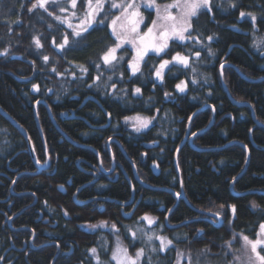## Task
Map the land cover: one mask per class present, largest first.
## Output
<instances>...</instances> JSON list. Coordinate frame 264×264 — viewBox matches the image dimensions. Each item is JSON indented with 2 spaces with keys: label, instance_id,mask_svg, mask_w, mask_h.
I'll list each match as a JSON object with an SVG mask.
<instances>
[{
  "label": "trees",
  "instance_id": "1",
  "mask_svg": "<svg viewBox=\"0 0 264 264\" xmlns=\"http://www.w3.org/2000/svg\"><path fill=\"white\" fill-rule=\"evenodd\" d=\"M67 1L49 0L46 7L53 12L49 16L39 7L28 11L35 0H0V53H7L0 55V107L25 129L38 161H45L47 151L58 156L53 175H34L30 171L34 161L27 141L0 114V209L8 207L9 219L17 215L9 222L0 213V264H97L96 256L90 252L92 248L97 249L100 264H115L111 255L117 237L132 255L141 247L145 249L141 264H148V257L151 264H176L178 253H188L194 260L199 258V264H225L224 260L232 253L227 242L231 241L235 250L239 236L255 239L264 223V79H260L264 77V43H261L264 0H211L210 12L202 9L192 18V39L172 41L163 53L148 54L135 75L128 67L131 54L128 47L117 52V57L123 59L113 65L102 60L105 51L115 43L108 19L100 23L102 16H97L91 28L77 37L71 35L73 29L67 24L54 18L60 16L73 25L79 23L85 0H77L75 16L79 17L75 19L71 16L74 9ZM168 1L171 0L157 3ZM61 6L66 11H59ZM143 11L145 29L153 11ZM242 11L246 13L244 17L240 16ZM247 13L256 16L255 23ZM64 35H68L69 43L60 49L58 45ZM37 38L42 47L35 44ZM177 53L188 58V66L174 62L158 82L156 69ZM14 55H20L21 59L13 58ZM44 56L49 57L47 62ZM225 62L242 72L223 68V79L234 102L220 78V67ZM96 75L102 76L103 87L98 82L91 83ZM181 82L185 83L184 91L177 89ZM80 84L91 85L85 94L99 97L112 118L155 116L152 125L140 133H132L128 124H123L127 125L124 133H128L124 135V151L134 159L137 176H151L155 186L166 185V179L152 175V158L143 161L141 143L158 140L162 143L166 139L162 143L163 173L171 177L176 192L167 193L155 186L147 189L134 220L115 223L118 231L85 228L91 214L79 206L81 202L74 203L73 193L74 187L86 181L76 165L78 158L92 153L75 147L50 128L48 107L41 103L34 107L40 100L54 107L68 105L71 95L84 92ZM136 88L141 89L139 94ZM205 105L209 107L195 115L189 126L190 135L196 134L193 144L186 142L178 152L179 178L175 153L191 115ZM213 110L214 122L197 134L209 125ZM36 113L43 135L37 128ZM87 118L91 123V118ZM81 122L74 121L75 125L67 129L71 137H77ZM134 139L139 146L131 145L129 140ZM87 140L86 143L100 150V141L90 137ZM181 187L185 198L177 202L176 193L181 194ZM19 191L25 195L18 197ZM112 191L119 200L130 194L126 181L114 185ZM146 214L158 219L146 231L173 242L167 251L158 250L160 241L155 236L151 242L144 241V237L133 239L127 226ZM210 214L221 218V227H217L218 221L214 223ZM39 215H45L44 219L50 215L47 223L51 227L46 220L44 224L37 222ZM166 217L171 225L189 222L179 228H168ZM152 247L157 252H151Z\"/></svg>",
  "mask_w": 264,
  "mask_h": 264
},
{
  "label": "flooded vegetation",
  "instance_id": "2",
  "mask_svg": "<svg viewBox=\"0 0 264 264\" xmlns=\"http://www.w3.org/2000/svg\"><path fill=\"white\" fill-rule=\"evenodd\" d=\"M93 80L94 81L91 83L98 82L100 83L101 87H103V84H101L103 80L102 76L96 75L94 76ZM89 86L91 85L85 86L83 84H80V87L84 92L81 93L82 95H71L68 100L69 107L65 103L61 105L59 104L57 107H54L53 104L48 105L49 109L45 107L46 114L51 120L50 128L56 130V132H59L61 136L66 139V141L72 143L75 147L83 149L85 152L92 153L91 156L84 154L83 157L78 158V163L80 166L78 164L76 165L79 167L81 175L84 176L83 180L86 179V181L74 187L75 191L73 193L74 203H76L77 201L81 202L79 206L85 207L87 213L91 214L90 217L92 219L90 222L86 223L85 226L98 224L102 221L107 222L106 224L108 227L112 224L120 222H123L125 224H127L128 222L131 223L139 210L141 202L146 199L145 195L147 193V189H153L152 186L155 185L151 181V176H146V178L144 176H141V178L137 177L136 164L134 162V159L131 158L130 155H127V153L120 146L121 144L124 145V135H128L127 132L124 134L127 125H123L124 123L127 124L125 120L126 118H128V116L123 118H112V114H110L108 111L105 112L106 109L103 107L102 101L99 97H96L90 93L85 94L88 91L87 89L89 88ZM74 88L77 87L75 86ZM66 105L68 108L63 109ZM93 107H97L98 109H100V112H98L97 110H92L94 109ZM106 113L110 114L109 122ZM36 114V124L41 134L42 128L41 124L39 123V121H37L36 118L39 116H36ZM39 114L41 115V112ZM87 117L91 118V123L88 121ZM74 121H82L81 123L85 127H87L85 128L83 125H80L81 128L78 129V133L76 135L77 137H71L68 134L69 132L67 131V129L72 128L71 125H75ZM107 122L110 123L108 127H106ZM65 129L66 131H64ZM85 129H87V133ZM129 129L132 130V133L143 132L142 130L137 131L133 126L129 127ZM18 131L24 137V134L20 130ZM85 134H88L89 136H84ZM89 137L94 138L96 142L100 141V150L95 149L89 143H86V141H89L87 140ZM24 139L26 140L25 137ZM42 140L44 142L43 136ZM165 140L166 139L161 140L162 143H165ZM129 141L134 147L137 145L139 146L137 140ZM159 141L160 140L141 143L142 150L140 151L142 153V159L143 161H147L149 157L152 158V160L150 161V170L152 175L154 177H159L161 175L163 179H166V181L164 180L166 185H156L155 187L161 188L160 190L173 194V192H176V190L174 189L175 183L173 182V180H171V177L168 176L167 172L163 173V171L165 170V163L163 160L165 151L163 147L164 144L159 143ZM59 143H62L61 138L59 140ZM144 143H155L156 146L147 148L144 146ZM116 149H118V152L121 151L122 154H118ZM52 153L49 154L48 151L46 152L45 161L41 159L40 161L37 160L38 162H35L33 158L34 167L30 171L35 173L34 175L39 177L45 175H53L57 168L56 165L58 162V156H55ZM143 161L140 160L141 163H143ZM153 163L157 164L158 166V175H155L154 171L151 168V164ZM166 164H168L167 161ZM41 165H45L44 168H40ZM6 167L7 169H9V162H7ZM15 171L16 170H13V172ZM1 175L5 174L1 173ZM86 175L87 177H85ZM18 177H20V175H18L16 179H18ZM124 181H126L129 186L130 194L128 197L126 196L125 199L119 200L115 197L116 195L113 193L112 188L117 183H123ZM69 186L71 187L72 184L70 183ZM176 194L178 195V192ZM24 195L25 194L20 191L17 194L18 197H22ZM7 198L9 199V197ZM44 205L48 206L46 202L44 203ZM0 210V213L3 214L6 221L9 220L10 222L17 216L14 215L9 219L7 211L8 207L6 209L4 208ZM23 212L24 211L22 210L18 215H21ZM128 214H132V216L130 218H125V215ZM111 215L114 216L115 219L111 217ZM43 217H45V215H39L36 221L44 224V220H46L47 223L48 218H51L50 215H47L46 219H44ZM47 225L51 227L52 224H49L48 222Z\"/></svg>",
  "mask_w": 264,
  "mask_h": 264
},
{
  "label": "snow or ice",
  "instance_id": "3",
  "mask_svg": "<svg viewBox=\"0 0 264 264\" xmlns=\"http://www.w3.org/2000/svg\"><path fill=\"white\" fill-rule=\"evenodd\" d=\"M52 2H57V0H52ZM108 0H85V11L82 17H79V23L73 25L69 19L62 18L60 16H54V18L62 24H67V26L73 29L71 35L81 36L82 33L87 32L88 28L96 22V17L100 13L104 12L105 3ZM49 3V0H35L31 4V7L28 9L29 12L35 10L37 7L43 9L48 13L49 16H53V12L49 11L46 5ZM71 8L75 9L77 7V0H70ZM154 9L156 12V19L152 20L151 26L145 25L147 31L144 33L140 32V25L144 21V17L140 12L141 7ZM235 5H233L234 7ZM110 9H120L119 15H114V18L111 19V28L112 35L115 37L114 46L109 47L102 56V60L106 65H113L118 59L122 60L123 57H117L116 53L118 49L123 47L124 44L131 45L132 49L135 52V55L132 57L131 61L128 64L129 69L133 75L140 71V64L144 60V57L149 51H153L156 54H160L169 46L170 40H180L185 41L186 39H192L191 30H192V18L197 17L198 13L202 9L211 11V0H172L168 4H159L157 0H141L140 3H137V0H111L109 4ZM172 9H176V14H173ZM59 11L64 12L66 9L64 7H59ZM75 12L71 13V16H75ZM246 13L243 11L240 13L241 17H244ZM255 23L256 16L252 13H247ZM107 17V13L104 17H101L100 23H103L104 19ZM187 34V35H186ZM212 37H209L211 40ZM35 44L37 47H42L40 40L35 39ZM55 43V41H54ZM69 43L68 35H64L63 42L58 45L60 49H63L65 45ZM264 43V41H261ZM7 53H0V55H6ZM200 53L196 52V56L199 57ZM43 59L47 62L49 57L44 56ZM174 61L188 66V58L177 53L173 58ZM170 63L169 60H163L160 63L159 67L156 69V76L159 79H163L162 70L167 67ZM99 67V66H97ZM223 68V65H221ZM82 71L86 69L81 68ZM55 71V69H53ZM195 83V81H193ZM181 84L177 85V88L180 91H184V87ZM35 90H38L37 85H33ZM135 92L139 94L141 92L140 88H136ZM135 119L139 122V127L136 129L140 130L141 127H147L149 120L143 119L140 117L128 118ZM233 212H235V206H233ZM146 221L149 227L155 223L154 217H149L145 215L141 218ZM107 222H101V227L104 226ZM92 227H97L93 225ZM111 228L114 231L116 225L112 224ZM137 231H140L139 229ZM133 239L136 238V232L131 233ZM147 235V234H146ZM155 236V239L160 241L159 251H167L172 246V241L165 236L147 235V240L151 242ZM264 224L260 225V231L257 233V239L250 240L247 236H243L245 247L250 246L251 255L247 256L243 260L241 257H236L235 259L239 264H264ZM229 247L231 246V241L227 242ZM150 251L155 253L157 252L156 247L150 248ZM90 252L96 256L97 264H100L99 257L97 256V249L92 248ZM183 253H178V257L182 258ZM145 258V249L143 247L139 248L134 256L130 255L127 247L121 245L119 237H117L116 246L112 252L111 260H114L116 264H141L142 260ZM148 264H151V257H148ZM177 264H180V259L177 260ZM189 264H192L191 257L189 256Z\"/></svg>",
  "mask_w": 264,
  "mask_h": 264
},
{
  "label": "rangeland",
  "instance_id": "4",
  "mask_svg": "<svg viewBox=\"0 0 264 264\" xmlns=\"http://www.w3.org/2000/svg\"><path fill=\"white\" fill-rule=\"evenodd\" d=\"M68 2V4L70 5V0H68L67 1ZM66 2V3H67ZM117 2H119V0H117ZM141 2V0H137V3H140ZM172 2V0L171 1H168L167 3H165V4H168V3H171ZM111 3V0H108V2L107 3H105V7H104V12H102V13H100V16H102V17H104L105 16V14L107 13V17H106V19H108L109 20V29H110V31H111V33H112V28H111V19L112 18H114V15H119L120 14V9H110L109 8V4ZM161 5H163V4H161ZM77 7H78V5H77ZM76 7V8H77ZM143 9H147V10H152L153 11V18H152V20H154V19H156V12H155V10L154 9H149V8H145V7H141L140 8V12H141V14L143 15V17H144V21H143V23L145 22V19H146V16H145V12L143 11ZM76 11V9H74L73 10V12H75ZM176 9H172V12H173V14H176ZM84 15V13H82V15L80 16V17H82ZM77 17H79V16H74L73 18L75 19V18H77ZM79 20V19H78ZM152 20H151V22H152ZM151 22H150V24L148 25L149 27L151 26ZM143 23L140 25V32L141 33H144V32H146L147 31V27L145 28V29H143L142 28V26H143ZM92 26V25H91ZM89 28H91V27H89ZM88 28V29H89ZM187 35V34H186ZM189 39H186L185 41H180V40H175V39H173V40H170L169 41V45H170V43L172 42V41H179V42H186V41H188ZM125 47H128L129 49H131V54H130V57H129V60L131 61V59H132V57L135 55V52H134V50L132 49V47H131V45H129V44H124L123 45V47H121L120 49H118V51L119 50H121V49H123V48H125ZM169 47V46H168ZM166 50V49H165ZM164 50V51H165ZM117 51V52H118ZM163 51V52H164ZM163 52H161V53H163ZM160 53V54H161ZM148 54H151V55H159V54H156L155 52H153V51H149L148 52ZM116 55H117V53H116ZM145 61V58H144V60L141 62V64L143 63ZM170 61V63L167 65V67L165 68V69H163L162 70V76H163V74L165 73V71L174 63V62H176V61H174L173 59L172 60H169ZM176 63H178V62H176ZM141 64H140V66H141ZM155 78H156V80H158V81H161V79H159V78H157V76H156V74H155ZM179 84H181V83H179ZM183 87H184V90H185V83L183 82V85H182ZM178 89V88H177ZM179 90V89H178ZM180 91V90H179ZM158 110V109H157ZM157 112V111H156ZM156 112H155V114H156ZM202 112V111H201ZM198 113H200V112H198ZM198 113H196L195 115H197ZM154 114V115H155ZM194 115V116H195ZM194 116L191 118V121L193 120V118H194ZM135 117H140L141 118V120H143V119H148L149 120V123H148V126L147 127H141L140 128V130H142V131H144V130H147L151 125H152V123L154 122V120H155V116H145V115H132V116H129L128 118H135ZM128 118H126V123L129 125V127H135L136 129L139 127V122L137 121V120H135V119H128ZM189 122V121H188ZM191 123V122H190ZM210 124V123H209ZM190 126V125H189ZM208 127H210L209 125L206 127V129H204V130H202V131H199V132H197V134L198 133H201V132H203V131H205V130H207L208 129ZM139 130V131H140ZM187 133V132H186ZM184 137H186V134H185V136ZM191 135H190V133L188 134V136H187V140H186V142H188L190 145H192L193 144V139L194 138H192V143H190V140L189 139H191ZM184 139V138H183ZM182 139V140H183ZM182 142V141H181ZM180 142V143H181ZM185 142V143H186ZM184 143V144H185ZM180 145V144H179ZM146 215H148L149 217H154V218H156L155 216H153V215H149V214H146ZM213 215V214H212ZM145 215H143L142 217H144ZM142 217H139L138 219H137V221L135 222V223H133L132 225H128L127 226V228L128 229H130V230H132L131 232H136V239L138 238V237H140V238H143L144 237V241H145V239H146V241L147 242H149L148 240H147V235H152L153 234V231H146V229H147V227H149V225L147 224V222L146 221H144V220H142L141 218ZM210 218L211 219H213V222L215 223L216 221H218L216 218H214V217H211L210 216ZM157 221H158V219L156 218L155 219V223L154 224H152L151 226H153V225H155L156 223H157ZM217 223V222H216ZM218 223H219V221H218ZM264 224V223H263ZM94 225H96L97 227H92L93 225H89V226H85V228L86 229H88V230H96L97 228H99V227H101L100 225H101V222H99L98 224H94ZM101 228H103V229H108V228H111V226H107V224H105L104 226H102ZM140 230V231H137V230ZM260 231V230H259ZM147 234V235H146ZM242 237L243 236H239V240L237 239L236 240V242L237 243H239V246L235 249V250H233V248H234V245H231L230 247H229V250L230 251H232V253H231V257L229 258V259H227V260H224V262H225V264H239V262L235 259L236 257H241V259L243 260L244 258H246L247 256H250L251 255V251H250V246L249 247H245V245H244V241H243V239H242ZM262 239H264V237H261ZM154 239V238H153ZM255 239H257V237L255 238ZM255 239H250V240H255ZM120 240V239H119ZM116 242H117V239L115 240V246H116ZM120 243H121V245L122 246H124L125 247V245L123 244V242H121L120 241ZM115 246H114V248H115ZM229 246V245H228ZM130 254V253H129ZM184 255H183V257L182 258H179L178 257V259H180V264H189V256L191 257V255L190 254H188V253H183ZM263 254V253H262ZM130 255H132V254H130ZM134 256V255H133ZM177 259V260H178ZM184 261H187V263H184ZM115 262V261H114ZM191 262H192V264H199L200 263V260H199V258H197V259H193L192 257H191ZM115 264H116V262H115ZM176 264H177V262H176Z\"/></svg>",
  "mask_w": 264,
  "mask_h": 264
},
{
  "label": "water",
  "instance_id": "5",
  "mask_svg": "<svg viewBox=\"0 0 264 264\" xmlns=\"http://www.w3.org/2000/svg\"><path fill=\"white\" fill-rule=\"evenodd\" d=\"M147 54H148V53H147ZM146 56H147V55H146ZM146 56H145V57H146ZM13 58H15V59H21V56H20V55H14ZM223 67H224V65H223ZM230 67H233L235 70L238 71V69H237L235 66H230ZM220 78H221L222 85H223L224 89L227 91V93H228V95H229L230 100H231L232 102H234L235 100H234V98L229 94V92H228V88L226 87V84H225L224 79H223V68H220ZM91 98H92V97H91ZM39 103L44 104V105H45L46 107H48V109H49L48 104H47L45 101H43V100H40V101H38V102L35 103V105H34L35 109H36V107L38 106ZM206 107H209V106H208V105L203 106V107L199 108L198 110H196V111L191 115V117H190V119H189V122H188V127H187L186 137H184V139L182 140V142L180 143V145H179V147H178V149H177V151H176L174 162H175V166H176V169H177V172H178L179 177L181 176V174H180V170H179V167H178V164H177V155H178L179 150L182 148V146L184 145V143H185L186 140H187V136H188V134H189V125H190V122H191V118H192L196 113L201 112L202 110H204ZM105 112H106V110H105ZM0 114H2V115H3V116H4V117L10 122V124H11L12 126H14L16 129L20 130V131L24 134V137L26 138V140H27V142H28V147H29V150H30V152H31V154H32V156H33V158H34V161H35V162H38L37 159H36V156H35V154H34V150H33L32 142H31V140H30V138H29L27 132L22 128V126H21L18 122H16V121H15V120H14V119H13L8 113H6L1 107H0ZM214 115H215V113H214V110H213L212 120H211L209 126H211L212 123L214 122ZM36 116H37V114H36ZM36 118H37V121H38V117H36ZM254 118H255V115H254ZM109 121H110V119L108 118V122H109ZM41 134H42V132H41ZM195 135H196V134H195ZM195 135H192L191 139H189V140H190V143H192L191 140H192V138H194ZM144 146L147 147V148H152V147L156 146V144H155V143H149V144L144 143ZM37 164H38V163H37ZM38 166H39V165H38ZM44 166H45V165H41L40 168H42V167L44 168ZM151 168H152V170L154 171V174H155V175H158V174H159V172H158L159 169H157V168H158L157 164H154V163L151 164ZM137 177H138V176H137ZM231 188H232V185H231ZM184 198H185V193H184L183 188L181 187V194H180V195H179V194L176 195L177 202H178V200H180V199H184ZM77 203L80 204L79 202H77ZM131 216H132V214H128V215H125V218H130ZM210 216L216 218V219L219 221V223H215V224L218 225L217 227H221V225H222V220H221V218H219V217L216 216V215H212V214H210ZM165 222H166L168 228H179V227L185 225L186 223H188L189 221H188V222H184V223H180V224L171 225V224L168 223V220H167V217H166ZM23 250H24V249H23ZM71 252H72V251H71Z\"/></svg>",
  "mask_w": 264,
  "mask_h": 264
},
{
  "label": "bare ground",
  "instance_id": "6",
  "mask_svg": "<svg viewBox=\"0 0 264 264\" xmlns=\"http://www.w3.org/2000/svg\"><path fill=\"white\" fill-rule=\"evenodd\" d=\"M222 65H224V67H226V66H227V67L235 66V65H232L231 63H226V62L223 63ZM224 67H223V68H224ZM235 67L238 69V71H237V70H236V71L239 72V73L241 74L242 72L239 70V68H238L237 66H235ZM220 68H221V67H220ZM230 68L234 69L233 67H230ZM234 70H235V69H234ZM243 75H244V74H243ZM260 79L263 80L264 77H261ZM106 115H107V117L110 119V114L106 113ZM211 120H212V118H211ZM106 125H107L106 127H108V126L110 125V123L107 122ZM124 134H125V133H124ZM125 135H126V134H125ZM134 140H137V139H134ZM137 141H138V140H137ZM120 146H121V148L124 150L123 145L121 144Z\"/></svg>",
  "mask_w": 264,
  "mask_h": 264
}]
</instances>
